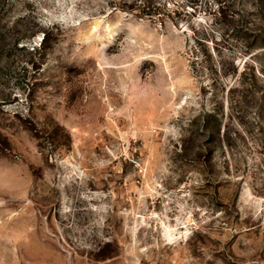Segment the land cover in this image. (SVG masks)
Masks as SVG:
<instances>
[{
  "label": "rangeland",
  "instance_id": "1",
  "mask_svg": "<svg viewBox=\"0 0 264 264\" xmlns=\"http://www.w3.org/2000/svg\"><path fill=\"white\" fill-rule=\"evenodd\" d=\"M0 264H264V0H0Z\"/></svg>",
  "mask_w": 264,
  "mask_h": 264
},
{
  "label": "trees",
  "instance_id": "2",
  "mask_svg": "<svg viewBox=\"0 0 264 264\" xmlns=\"http://www.w3.org/2000/svg\"><path fill=\"white\" fill-rule=\"evenodd\" d=\"M145 8V7H144ZM148 7H146V9H147ZM221 10V9H220ZM142 11H144V10H142ZM146 13V15H149V16H152L153 14H155V10H153V11H150V10H146L145 11Z\"/></svg>",
  "mask_w": 264,
  "mask_h": 264
}]
</instances>
